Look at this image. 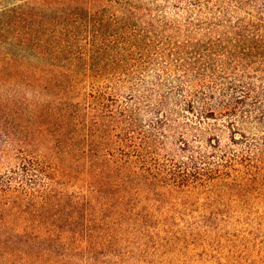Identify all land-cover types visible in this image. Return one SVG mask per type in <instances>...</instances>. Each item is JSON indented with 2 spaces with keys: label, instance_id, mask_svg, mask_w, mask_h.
<instances>
[{
  "label": "trees",
  "instance_id": "1",
  "mask_svg": "<svg viewBox=\"0 0 264 264\" xmlns=\"http://www.w3.org/2000/svg\"><path fill=\"white\" fill-rule=\"evenodd\" d=\"M2 108L0 264H264V0H0Z\"/></svg>",
  "mask_w": 264,
  "mask_h": 264
},
{
  "label": "rangeland",
  "instance_id": "2",
  "mask_svg": "<svg viewBox=\"0 0 264 264\" xmlns=\"http://www.w3.org/2000/svg\"><path fill=\"white\" fill-rule=\"evenodd\" d=\"M13 109L10 108L8 110H5V108L0 109V119L3 116V114L7 115L6 118L8 119L7 121L8 129L11 131V133L13 132L19 133V131L23 130V128L20 125H18L17 116ZM18 162L19 160H18L17 150L14 149L12 146H8L0 142V175L9 172L11 169L16 167Z\"/></svg>",
  "mask_w": 264,
  "mask_h": 264
}]
</instances>
